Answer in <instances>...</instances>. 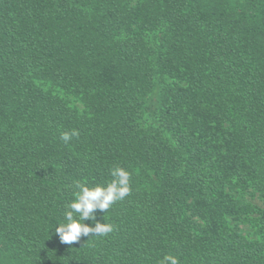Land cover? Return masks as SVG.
<instances>
[{
  "label": "trees",
  "instance_id": "obj_1",
  "mask_svg": "<svg viewBox=\"0 0 264 264\" xmlns=\"http://www.w3.org/2000/svg\"><path fill=\"white\" fill-rule=\"evenodd\" d=\"M117 166L114 230L61 243ZM165 255L264 264V0H0V264Z\"/></svg>",
  "mask_w": 264,
  "mask_h": 264
},
{
  "label": "clouds",
  "instance_id": "obj_2",
  "mask_svg": "<svg viewBox=\"0 0 264 264\" xmlns=\"http://www.w3.org/2000/svg\"><path fill=\"white\" fill-rule=\"evenodd\" d=\"M79 133L75 130L62 132L60 139L69 143ZM110 182L89 187L87 183L75 181L74 199L66 206L63 220L55 227L54 232L63 244H73L81 237H104L110 234L114 227L111 223L97 220L96 213H106L113 204L123 201L131 192V174L123 167L110 169ZM104 216V215H103ZM88 221L89 223H85ZM158 264H179L176 257L165 255Z\"/></svg>",
  "mask_w": 264,
  "mask_h": 264
},
{
  "label": "rangeland",
  "instance_id": "obj_3",
  "mask_svg": "<svg viewBox=\"0 0 264 264\" xmlns=\"http://www.w3.org/2000/svg\"><path fill=\"white\" fill-rule=\"evenodd\" d=\"M247 198L250 199L249 197H247ZM252 201L258 203V200H257V199H256V200H252ZM240 227L242 228V230H243L245 233H249V235L252 234V233H254V229L251 228V225H250V224H247V225H243V224H241Z\"/></svg>",
  "mask_w": 264,
  "mask_h": 264
}]
</instances>
